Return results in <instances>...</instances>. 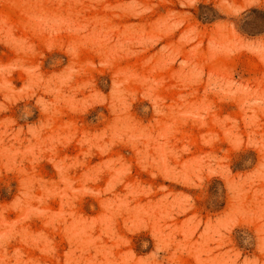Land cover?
Wrapping results in <instances>:
<instances>
[{"label":"rangeland","instance_id":"1","mask_svg":"<svg viewBox=\"0 0 264 264\" xmlns=\"http://www.w3.org/2000/svg\"><path fill=\"white\" fill-rule=\"evenodd\" d=\"M260 11L0 0V264H264Z\"/></svg>","mask_w":264,"mask_h":264},{"label":"trees","instance_id":"2","mask_svg":"<svg viewBox=\"0 0 264 264\" xmlns=\"http://www.w3.org/2000/svg\"><path fill=\"white\" fill-rule=\"evenodd\" d=\"M256 10L255 9H252L251 12H255ZM260 14L262 16V23L260 25V27L258 28H255V27H252V26H249L248 24H245L241 27V29L244 31V32H247V33H253V32H261V31H264V12L263 11H260Z\"/></svg>","mask_w":264,"mask_h":264}]
</instances>
